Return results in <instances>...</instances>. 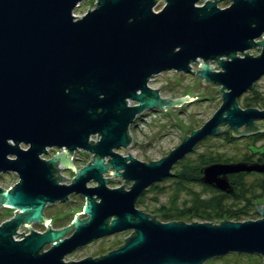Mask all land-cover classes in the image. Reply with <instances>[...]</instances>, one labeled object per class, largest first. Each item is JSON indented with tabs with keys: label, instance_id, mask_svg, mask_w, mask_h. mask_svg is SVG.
<instances>
[{
	"label": "water",
	"instance_id": "water-1",
	"mask_svg": "<svg viewBox=\"0 0 264 264\" xmlns=\"http://www.w3.org/2000/svg\"><path fill=\"white\" fill-rule=\"evenodd\" d=\"M81 1L0 0V173L17 178L0 186V207L14 209L0 222V264H202L229 252L256 253L264 264V203L256 204V219L218 222L162 221L136 207L144 190L172 176V166L203 138L225 126L230 135L264 131L256 124L264 108L241 107L236 99L264 74V0H226L225 7L217 6L220 0H166L157 12L155 0H96L74 17ZM251 48L259 53H247ZM194 62L198 70L191 69ZM168 69L193 72L204 87L218 84L221 104L158 159L118 153L129 145L137 115L193 98H162L147 84ZM95 133L100 137L92 142L88 137ZM51 147L62 151L42 158ZM80 150L89 161L75 169L69 157ZM59 165L74 169L70 182L62 183L68 178ZM199 171L203 182L230 193L229 174L264 173V161L212 162ZM113 177L123 178L122 185L130 181L129 188L109 187ZM71 194L85 199L84 218L76 211L67 226L29 227L42 226L45 207ZM23 224L28 234L16 232ZM126 229L133 231L117 248L64 260L72 250Z\"/></svg>",
	"mask_w": 264,
	"mask_h": 264
},
{
	"label": "rangeland",
	"instance_id": "rangeland-1",
	"mask_svg": "<svg viewBox=\"0 0 264 264\" xmlns=\"http://www.w3.org/2000/svg\"><path fill=\"white\" fill-rule=\"evenodd\" d=\"M200 2L196 4H200ZM163 3L157 6L153 5L152 10L154 12L161 10L165 4ZM94 4L95 0H82L74 8V13L77 14L76 17L86 13L88 8L89 10L93 9ZM228 4V1L220 0L217 6L225 7ZM246 51L252 55L259 53L258 48H251ZM237 55L242 56L243 53H237ZM196 60L202 63L200 58ZM209 65L213 66V70H219V66L215 61L209 62ZM190 66L192 70L199 69L196 62L191 63ZM202 80L203 78L193 72L187 73L173 69L164 70L152 75L147 84L151 88H158L159 96L162 98L168 97L171 100L183 96L193 98L183 100L179 104H173L165 109L144 110L129 125L132 136L131 145L119 148L116 151L122 155H127L128 152L141 161L155 160L167 154L169 150L181 141L185 134H189L190 130L199 128L210 118L222 101L221 93L218 90L220 86L209 81L204 87L200 84ZM244 97L247 98L248 102L260 104L264 101V74L253 83L252 88L246 90L236 98L241 107L244 106ZM127 104L132 105L134 101L129 99ZM256 124L264 129V119L256 120ZM223 130L226 132L224 133ZM238 130H241V127ZM230 132L232 130L225 126L218 134L207 136L196 143L191 151L174 164L171 169L173 172L172 176L165 177L147 187L140 201L136 203V207L148 214L156 215L154 218L157 220L165 221L164 218H160L161 214L181 213L185 217L177 220L185 222L192 220L201 221L197 216H192L194 214L192 213L193 211L202 210L200 205L197 206V199L203 196L215 195L216 192L213 188L209 187L212 185L200 180L201 173H198L199 177L196 176L195 180L185 181L183 177L180 178L178 174L184 172L185 169L186 171L192 170L190 167H185L186 163H200L204 160L202 164L198 163L204 166L216 161H258L254 160L257 157L264 159V135L260 133L264 132L263 130H255L245 135H230ZM256 133L259 134L257 135ZM21 147L26 148L23 145ZM47 150H49L47 154L41 155L44 159L50 158L57 151H62L56 147H51ZM88 161L89 156L83 150L77 151L75 155L71 153L69 157V162L75 169L80 168ZM200 168H198V172H200ZM256 172L243 171L232 175L231 177L234 178L232 180L235 181L236 185L234 189L236 195L234 197L221 196V201L225 208L230 207L233 210H237L242 207V209H248L249 215L247 219L258 218L259 214L255 208L256 204L264 203V173ZM74 173V169H71L69 166L64 165L60 168L59 174L68 178L63 179L62 183L70 182ZM104 176L110 177V173L106 172ZM197 178L199 181L196 180ZM16 180V175L13 172L0 173V186L3 188L13 185ZM108 180L107 185L111 188L122 185L124 181L121 177H113ZM130 183V181H125V185L122 186L127 189ZM254 198V204L251 205L249 202H252ZM84 202L85 199L79 194H71L66 201H56L48 204L44 209V213L47 218L52 217L56 219L55 224L51 221L54 226L53 228L64 227L73 221L76 211H78L79 219L85 217L81 213ZM13 211L14 209L0 207V222L12 216ZM187 215L191 217L188 218ZM32 226L35 230H44L37 224H33ZM132 231V229H126L94 239L67 253L64 256V260H78L86 256L95 257L105 254L107 251L117 248L118 245L122 244L124 242L123 238L128 236ZM48 246L46 245L45 249ZM255 262L262 264L261 255L256 253L229 252L225 255L207 259L202 264H254Z\"/></svg>",
	"mask_w": 264,
	"mask_h": 264
},
{
	"label": "trees",
	"instance_id": "trees-1",
	"mask_svg": "<svg viewBox=\"0 0 264 264\" xmlns=\"http://www.w3.org/2000/svg\"><path fill=\"white\" fill-rule=\"evenodd\" d=\"M244 99L245 100H244V106L243 107L254 106V107H258V108H264V101L261 102L260 104H258L256 102H248L247 98H245V97H244ZM223 132L225 133L226 131L223 130ZM260 133L262 135H264V132H260ZM256 134L258 135L259 133H256ZM257 159L262 160V157H257ZM202 162H204V160ZM202 162H200V163L197 162V163H193V164H187L186 163L185 167H190V168H192V170L186 171V169H185V171L181 173L182 175L178 174L179 177L180 178L183 177V179H185V181L195 180L196 176L199 177L198 173H200V172H198V168L202 167L201 165H199V164H202ZM216 162H218V161H216ZM193 174H194V176H193ZM232 179H234V178H232L230 176V180H232ZM196 180L199 181L198 178ZM180 181H182V180H180ZM232 181H233L232 182L233 189H232V192H230V193H226L224 191H221L219 189H216L212 186L207 185V186L213 188L215 190L216 194L212 195V196L199 197L197 199V202H198L197 206L200 205L202 210L197 211V212L193 211L192 213H194V214H192V216H197L201 221L209 220L211 222H218L219 220H222V219H228V220H242V219L245 220V219H247V216L249 215L248 209H242V207H240V209H237L238 210L237 211V210H233V208H230V207L225 208V206L223 205V203L221 201V196L234 197L236 195V192L234 191V189L236 188L235 181L234 180H232ZM153 184H155V183H153ZM153 184H151V185H153ZM142 194L139 196L136 203H138L140 201ZM254 201H255V198L252 199V202H249V203L251 205H253ZM187 216H188V218L191 217L189 215H187ZM184 217L185 216L181 215V213H171V214H161L160 215V218H164L165 221L182 219ZM49 219H50V222L52 221V223L55 224L56 219H53L52 217H50ZM254 264H257V262H255Z\"/></svg>",
	"mask_w": 264,
	"mask_h": 264
},
{
	"label": "built area",
	"instance_id": "built-area-1",
	"mask_svg": "<svg viewBox=\"0 0 264 264\" xmlns=\"http://www.w3.org/2000/svg\"><path fill=\"white\" fill-rule=\"evenodd\" d=\"M165 1L166 0H155V3H154V6H157V5H159V4H161V3H165ZM204 1V0H203ZM203 1L202 2H200V4H202L203 3ZM95 2H96V0H95ZM81 3V2H80ZM80 3H78V5L80 4ZM163 3V4H164ZM94 7H95V4H94ZM72 15H75L74 17H76L77 16V14H75L74 13V9L72 10ZM78 17H80L79 15H78ZM191 65V64H190ZM127 102H129V99L127 100ZM128 132H129V134H130V136H131V133H130V130L128 129ZM96 135H97V137H96ZM99 138V136H98V134L97 133H95V134H91V135H89V137H88V139L90 140V139H92L93 141L92 142H95V140H97ZM131 142H132V136H131V141L129 142V145L128 146H130L131 145ZM127 146V147H128ZM48 149V148H47ZM77 153V151H73L72 152V154L73 155H75ZM105 161H106V158H105ZM59 168H62V166L61 165H59ZM10 187V186H9ZM45 221L43 222V225L42 226H40L41 228H43V229H45L46 228V226L48 225V226H50V227H53L52 226V224H51V222H50V219L49 218H47L46 216H45ZM34 223H31L30 224V228L31 229H33V230H35L34 229V227L32 226ZM29 228H28V226L26 225V224H23L22 226H19L17 229H16V232H18V233H20V232H22V234H28L29 233ZM36 231H39V230H36ZM18 233H15V235H13V237L15 238V239H20L21 238V235L20 234H18Z\"/></svg>",
	"mask_w": 264,
	"mask_h": 264
},
{
	"label": "flooded vegetation",
	"instance_id": "flooded-vegetation-1",
	"mask_svg": "<svg viewBox=\"0 0 264 264\" xmlns=\"http://www.w3.org/2000/svg\"><path fill=\"white\" fill-rule=\"evenodd\" d=\"M153 110H157V109H153ZM88 154V153H87ZM89 155V154H88ZM254 160H258L257 158L256 159H254ZM264 159H262V160H258V161H263ZM177 163V162H176ZM174 166V165H173ZM173 166H172V168H173ZM255 172V171H254ZM257 173V172H256ZM234 174H239V173H231V174H229L228 175V178H229V181L232 183L233 181L232 180H230V176H232V175H234ZM201 176V175H200ZM200 178V177H199ZM201 180V179H200ZM217 189V188H216Z\"/></svg>",
	"mask_w": 264,
	"mask_h": 264
},
{
	"label": "bare ground",
	"instance_id": "bare-ground-1",
	"mask_svg": "<svg viewBox=\"0 0 264 264\" xmlns=\"http://www.w3.org/2000/svg\"><path fill=\"white\" fill-rule=\"evenodd\" d=\"M138 119V118H137ZM99 136V135H98ZM100 137V136H99ZM61 150V149H60ZM58 152V151H57ZM13 210V209H12Z\"/></svg>",
	"mask_w": 264,
	"mask_h": 264
}]
</instances>
